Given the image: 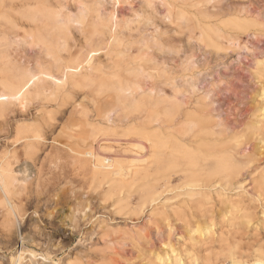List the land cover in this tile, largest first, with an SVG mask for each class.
I'll return each instance as SVG.
<instances>
[{
    "label": "rangeland",
    "instance_id": "obj_1",
    "mask_svg": "<svg viewBox=\"0 0 264 264\" xmlns=\"http://www.w3.org/2000/svg\"><path fill=\"white\" fill-rule=\"evenodd\" d=\"M43 1L50 32L59 27L57 50L30 45L28 0H6L0 41L13 58L61 78L70 60L90 56L99 72L0 117V164L11 161L20 180L14 210L0 192V264H264V0H168L171 21L159 0L152 9L145 0H83L91 30L96 11L125 18L116 41L106 33L88 41L59 21L80 19V0ZM117 83L130 88L126 110ZM149 97V110L176 116L143 127L144 111L130 105ZM27 130L43 131L39 146L23 139ZM83 149L125 175L97 173ZM220 164L228 169L216 173Z\"/></svg>",
    "mask_w": 264,
    "mask_h": 264
},
{
    "label": "bare ground",
    "instance_id": "obj_2",
    "mask_svg": "<svg viewBox=\"0 0 264 264\" xmlns=\"http://www.w3.org/2000/svg\"><path fill=\"white\" fill-rule=\"evenodd\" d=\"M63 1V0H62ZM73 1V0H72ZM79 1V0H78ZM88 1V0H87ZM87 1H83L81 2V0L78 2V4L80 3L81 7H80V19L78 20V17L76 18V16L74 15H70V16H65V17H68L67 19H62V20H59L60 22L63 21V23L65 24L67 20V26L69 25L68 23H74V25H78V27L80 26L81 28V32L83 35H85L86 37V40L90 41V39H92L95 35H105L108 34L110 35V39L109 41H116L117 40V32L122 29V32H123V27L121 25V23H125L126 20L125 18L121 17H116V14L115 13H111L106 19H104L102 16H100L99 12L96 11V14H97V17L94 18L97 20V22H99V24L97 25L96 28H94L93 30H91V25H94L93 23L89 24L88 22L85 23V20H87L86 16L88 15H85L88 11V6H86V3ZM101 1V0H100ZM111 1H114V0H111ZM155 0H145V2L143 3H146L147 6H152L153 3L156 4V2H154ZM162 2L163 4V8L165 9L166 13L164 14V16L166 15V18L168 20H172V17H173V14L170 12L169 10V2L168 0H159ZM174 1V0H173ZM203 1V0H202ZM205 1V0H204ZM209 1V0H208ZM25 2V1H23ZM28 5L26 6V8L28 9V11L26 12V18H27V21L29 23V26H30V30H29V33H28V36L29 39H30V45L32 46H39L43 49H46L47 51H52V49L54 50L55 49V46H56V50H57V44L56 42L53 40V32L55 30H59V27L58 25H56V27L53 28V31L50 32L49 30V26L50 25V22H51V12L49 11V9L46 7L47 5L45 4H48L45 3L43 0H28ZM55 2V1H54ZM71 2V1H70ZM75 2V0L73 1V3ZM77 2V1H76ZM84 2V3H83ZM107 2V1H106ZM196 2V1H195ZM193 2V3H195ZM6 3V0H0V10H2L4 8V5ZM97 3V1H96ZM101 3V2H100ZM99 3V4H100ZM109 3V2H108ZM106 3V4H108ZM24 4V3H23ZM62 4V3H61ZM60 4V5H61ZM68 4V3H67ZM103 4V3H101ZM111 4V2L109 3ZM141 4V2H140ZM145 4V5H146ZM154 4V5H155ZM173 4V2H172ZM14 5V4H13ZM18 5V4H17ZM16 5V6H17ZM90 5V4H89ZM180 5V4H179ZM194 5V4H192ZM191 5V6H192ZM55 6V5H54ZM74 6V5H73ZM78 6V5H77ZM98 6V5H97ZM106 6V5H105ZM139 6V5H138ZM143 6V5H141ZM158 6V5H156ZM183 6V5H182ZM59 7V6H58ZM66 7V6H65ZM146 7V6H145ZM155 7V6H154ZM202 7V6H201ZM57 8V6H56ZM78 8V7H77ZM143 8V7H141ZM147 8V9H149ZM156 9L158 7H155ZM203 8V7H202ZM54 9V8H53ZM67 9V8H66ZM92 9V8H91ZM104 9V8H103ZM139 9V8H138ZM152 9V8H150ZM154 9V8H153ZM154 9V10H156ZM78 10V11H79ZM94 10V9H93ZM92 10V11H93ZM102 10V9H101ZM107 10V9H106ZM105 10V11H106ZM158 10V9H157ZM156 10V12H157ZM183 10V9H182ZM256 10V9H255ZM64 11V10H63ZM70 11V10H69ZM74 11V10H72ZM91 11V10H90ZM104 11V14L106 13ZM111 11V10H110ZM136 11V10H135ZM138 11V10H137ZM140 11V10H139ZM153 12V10H151ZM164 11V10H163ZM187 11V9H186ZM76 12V10H75ZM115 12V10L113 11ZM176 12V11H175ZM74 13V12H73ZM143 13V12H142ZM150 13V12H149ZM155 13V11L153 12ZM158 14H160V12H157ZM187 13V12H186ZM189 13V12H188ZM103 14V15H104ZM62 15H64V13L62 12ZM76 15V14H75ZM78 15V14H77ZM119 15V14H118ZM149 14L147 13V17ZM56 16V15H55ZM125 16V15H124ZM152 16V15H151ZM185 14L184 15H181V19L182 20H186L184 18ZM3 17V16H1ZM5 17V16H4ZM3 17V18H4ZM89 17V16H88ZM131 17V15H130ZM133 17V16H132ZM62 17H60L59 19H61ZM64 18V17H63ZM92 18V17H91ZM122 19L123 22H118L119 19ZM127 18V17H126ZM189 18V17H188ZM257 18V17H256ZM7 19V18H5ZM4 19V20H5ZM90 19V18H88ZM93 19V20H94ZM118 19V20H117ZM135 19V18H134ZM132 19V20H134ZM139 19V18H138ZM143 19V18H142ZM151 19V18H150ZM149 19V20H150ZM180 19V18H179ZM8 20V19H7ZM92 20V22H93ZM125 20V21H124ZM137 20V19H136ZM165 20V18H164ZM58 21V22H59ZM130 21V20H129ZM141 21V20H140ZM152 21V20H151ZM157 21V20H156ZM181 21V20H180ZM133 22V21H132ZM150 22V21H149ZM186 22V21H184ZM200 22V21H199ZM198 22V23H199ZM11 23V22H10ZM88 23V24H87ZM179 23V22H178ZM187 23V22H186ZM192 23V22H191ZM27 24V23H26ZM130 24V23H129ZM128 24V26H129ZM165 24V23H164ZM168 24V23H167ZM173 24V23H171ZM25 25V24H24ZM75 25V26H76ZM212 25V24H211ZM178 26V25H177ZM213 26V25H212ZM18 27V26H17ZM132 27V26H131ZM166 27V26H165ZM180 27V26H179ZM186 27V26H185ZM20 28V27H19ZM68 28H70V26H68ZM71 28H73L71 26ZM77 28V26H76ZM75 28V30H77ZM188 28V27H187ZM191 28V27H190ZM212 29L215 28L214 27H211ZM125 30V29H124ZM129 30V29H128ZM127 31V30H126ZM126 31H124L125 33L124 34H127ZM130 31V30H129ZM128 31V33H129ZM195 32V31H194ZM65 33V32H64ZM70 33V32H69ZM69 33L67 35H65V38H67L69 36ZM72 33V32H71ZM25 34V33H24ZM81 34V35H82ZM181 34V32H180ZM183 34V33H182ZM181 34V35H182ZM257 34V32H256ZM255 34V35H256ZM73 35V34H72ZM194 35V33H193ZM208 35V34H207ZM205 35V36H207ZM213 35V34H212ZM76 36V35H75ZM119 36V35H118ZM127 36V35H126ZM210 36V35H209ZM258 36V35H257ZM106 37V36H105ZM120 37V36H119ZM197 37V36H195ZM69 38H71L69 36ZM75 38V37H74ZM108 38V37H106ZM125 38V37H124ZM123 38V39H124ZM213 38V37H212ZM256 38V37H255ZM127 39V38H126ZM130 39V38H129ZM25 40V39H24ZM28 40V39H27ZM61 40V39H60ZM60 40H59V45L62 44L60 43ZM6 41V40H5ZM67 41V39H66ZM96 41V40H95ZM94 41V42H95ZM107 41V40H106ZM123 41V40H122ZM129 41V40H128ZM3 41H0V117L1 116H5L6 114V111L8 110V106L10 104H17L19 106H22V107H25L28 103V101L30 99H36L38 100L37 98H41V97H44V96H47V94H49L50 96H56L58 95V93H60L63 89H65L66 85L67 84H70V86L74 89V88H77V87H82V86H85L86 83H88L90 81V78L91 76H94L92 75L93 73H96V72H99V69L97 68H94L93 67V64H92V57L90 56H87V58L83 61L81 59V57H79L77 60H70V63L71 66H66L64 67V71H62V75H61V78H59L57 75L56 76H53L49 70L46 68H44L43 66H41L42 64H40V67L38 70H30L27 66H25L26 64L22 65L20 64L16 59L13 58L10 50H9V46L7 47V44H4L2 43ZM29 42V40H28ZM64 43V42H63ZM69 43V41H68ZM83 43V42H82ZM85 43V42H84ZM127 43V42H125ZM87 44V43H86ZM90 44V42H89ZM103 44V43H102ZM124 44V43H123ZM191 44V43H190ZM84 45V44H83ZM127 45V44H126ZM129 45V44H128ZM89 45L85 46L88 48ZM94 46V45H93ZM105 46V45H104ZM109 46V44H108ZM122 46V44H121ZM59 47V46H58ZM65 47V46H64ZM63 47V48H64ZM110 47V46H109ZM117 47V46H116ZM240 47V46H239ZM35 48V47H34ZM60 48V47H59ZM62 48V47H61ZM61 49V50H64V49ZM73 48V47H72ZM112 48V47H111ZM120 48V47H119ZM187 48V47H186ZM41 49V50H43ZM90 49V48H89ZM105 49V48H103ZM150 49V48H149ZM59 50V49H58ZM60 50V52H62ZM84 50V49H83ZM148 50V49H147ZM156 50V49H155ZM14 51V50H13ZM55 51V50H54ZM70 51V50H69ZM68 51V52H69ZM158 51V50H157ZM85 52V51H84ZM89 52V51H88ZM92 52V51H91ZM98 52V51H97ZM58 53V52H57ZM57 56H60L62 54H57ZM64 53L66 54V52L64 51ZM63 53V54H64ZM78 53V52H77ZM95 53V52H94ZM82 54V53H81ZM86 54V53H85ZM100 54V53H99ZM119 54V53H118ZM140 54V53H139ZM160 54V52H159ZM46 55V54H45ZM80 55V54H79ZM83 55V54H82ZM90 55V54H89ZM156 55V54H155ZM193 55V54H192ZM191 55V56H192ZM259 55V54H258ZM54 56V54H53ZM68 56V55H67ZM94 56V54H93ZM90 57V58H89ZM97 57V55H96ZM99 57V56H98ZM101 57V56H100ZM99 57V60L101 61V58ZM118 57V56H117ZM141 57L143 58V56L141 55ZM153 57V56H152ZM155 57V56H154ZM195 57V56H194ZM68 58V57H65V59ZM96 59V58H95ZM114 59V57H113ZM116 59V58H115ZM114 59V60H115ZM124 59V58H123ZM127 59V58H125ZM124 59V61H125ZM145 59V58H143ZM141 59V60H143ZM105 60V59H104ZM110 60V59H109ZM121 60V59H120ZM46 61V60H45ZM103 61V60H102ZM101 61V62H102ZM116 61L118 62V60L116 59ZM134 61V60H133ZM145 61V60H144ZM149 61V60H148ZM171 61V60H170ZM173 61V60H172ZM189 61V60H188ZM23 62V61H22ZM54 62V61H53ZM108 63V60L105 61ZM112 62V61H111ZM115 63V64H119V63ZM121 62V61H120ZM123 62V60H122ZM121 62V63H122ZM137 62V61H136ZM158 62V61H157ZM163 62V61H162ZM39 63V62H38ZM66 63V62H65ZM125 63V62H124ZM127 63V62H126ZM148 63V62H147ZM258 63V62H257ZM44 64V63H43ZM48 64V63H47ZM55 64V63H54ZM61 64V63H60ZM101 64V63H100ZM145 64V62L143 63ZM112 65V64H111ZM131 65V64H130ZM58 66H61V65H58ZM140 66V64H139ZM38 67V65H37ZM36 67V68H37ZM55 67V65H54ZM125 67V66H123ZM143 67V66H141ZM156 67V66H155ZM194 67V66H193ZM56 68V67H55ZM57 69V68H56ZM116 69V68H115ZM127 69V68H126ZM156 69V68H155ZM137 70V69H136ZM139 70V69H138ZM141 70V69H140ZM143 70V69H142ZM157 70V69H156ZM58 71V70H57ZM128 71V70H127ZM261 71V70H260ZM145 72V71H144ZM55 73V71H54ZM99 74V73H98ZM143 75V74H142ZM148 75V74H147ZM184 75V74H183ZM260 75V74H259ZM102 77V76H101ZM121 77V75H120ZM154 77V76H153ZM98 78V77H97ZM124 78V77H123ZM99 79V78H98ZM102 79V78H101ZM100 79V80H101ZM108 79V78H107ZM112 79V78H110ZM109 79V80H110ZM103 80V79H102ZM125 80V79H124ZM171 81V80H170ZM122 82V81H121ZM49 84H52L53 85V89H50L49 88ZM92 84V83H91ZM135 86V85H134ZM140 86V85H139ZM136 87V86H135ZM70 89V87H68ZM67 89V91L69 90ZM105 89V88H104ZM180 89V88H179ZM66 90V89H65ZM75 90V89H74ZM130 88L129 87H124L123 84L121 83H117L116 86H113L112 88V92L115 93L118 97V103L120 106H123L125 107V110H126V103L124 100H122V96L127 92L129 91ZM133 90V89H132ZM71 91V90H70ZM70 91L68 93H70ZM77 91V90H76ZM66 92V91H64ZM73 92V91H72ZM75 92V91H74ZM146 92V91H145ZM152 92V91H151ZM158 92V91H157ZM63 93V92H61ZM60 93V94H61ZM99 93V91H98ZM72 94V93H71ZM111 94V93H110ZM129 94V93H128ZM148 94V93H147ZM156 94V92H155ZM161 95V93H160ZM60 96V95H59ZM58 96V97H59ZM167 96V95H166ZM182 96V95H181ZM82 97V96H81ZM264 97V96H263ZM56 98V97H54ZM65 99V97H63ZM112 99V98H111ZM35 100V101H36ZM43 100V99H42ZM57 100V98H56ZM59 100V99H58ZM151 97H149L148 99H143V100H140V101H133L130 105V107L132 108H135V109H140L142 111H144L145 113V117H144V120L141 121V124L143 127H146V126H152V124L154 123H160L161 125V121L162 119H166V120H172L175 116H176V113L173 112V113H167L166 115H164V118L161 117V115H158V113H156L154 110L151 111L149 110V104H150V101H151ZM31 102V101H30ZM29 102V103H30ZM41 102V101H39ZM49 103V102H48ZM184 104V103H183ZM42 105V104H41ZM110 105V104H109ZM185 105V104H184ZM40 106V105H39ZM178 106V105H177ZM180 106V105H179ZM14 106H12V109H13ZM157 107V106H156ZM15 108V107H14ZM43 108V107H42ZM158 108V107H157ZM180 108V107H178ZM263 108V107H262ZM22 109V108H20ZM24 109V108H23ZM134 110V109H132ZM15 111V110H14ZM20 111V110H18ZM17 111V112H18ZM23 111V110H22ZM109 111V110H108ZM139 110H137L136 112H138ZM133 112V111H132ZM112 113V112H111ZM111 113H108V114H111ZM9 114V113H7ZM45 114V113H44ZM102 114V113H101ZM105 114V113H104ZM140 114H142V112H140ZM179 114V113H178ZM103 115V114H102ZM133 115V114H131ZM7 116V115H6ZM4 117V118H7V117ZM131 117V116H130ZM136 117V116H135ZM104 119V118H103ZM111 119V118H110ZM176 119V118H175ZM107 120V118H106ZM126 120V119H125ZM141 120V119H140ZM195 121V120H194ZM107 122H109L107 120ZM134 122V121H133ZM170 122V121H169ZM192 122V121H191ZM52 123V122H50ZM168 123V122H167ZM5 124V123H4ZM138 124V123H137ZM164 124V123H163ZM138 126V125H137ZM162 126V125H161ZM49 127V126H48ZM155 127V126H154ZM36 128V127H35ZM153 128V126L151 127ZM38 129V128H36ZM133 129V128H132ZM150 129V128H149ZM162 129V128H161ZM190 129V128H189ZM193 129V128H192ZM22 130V129H21ZM29 130V129H28ZM27 130V132H28ZM31 131V130H30ZM29 131V132H30ZM36 131V130H35ZM142 131V130H141ZM157 131V130H156ZM26 132V133H27ZM28 132V133H29ZM32 132V136L31 134H29V136L27 137H23V139H26V140H32V146L33 147H37L40 145L41 143V135L39 133H42V132H34V131H31ZM145 132V131H144ZM147 132L148 129H147ZM208 132V131H207ZM24 133V134H26ZM138 133V131H137ZM197 134V133H196ZM207 134V133H206ZM43 135V134H42ZM170 135V134H169ZM210 135V134H209ZM44 137V136H43ZM184 137V136H183ZM186 138V137H185ZM45 140V137L42 138ZM205 140V139H204ZM18 142V141H17ZM21 142H22V139H21ZM29 142V141H28ZM142 142V141H141ZM170 142V141H169ZM20 143V142H19ZM23 144V143H22ZM154 144V143H153ZM21 145V144H20ZM30 145L29 144H26L25 145V149H27ZM188 147V146H187ZM31 148V147H30ZM40 148V147H39ZM17 149V148H16ZM85 150V151H84ZM30 151V149H29ZM93 151V149H92ZM90 149H83L82 152H80V155L81 156H89L90 158L94 159V163H95V169L97 171V173L99 174H102L104 177H114V176H122V175H125V172H122V169H121V164L119 162H112L111 163V160H104L102 158H99L94 152H92ZM175 151V150H174ZM214 151V150H213ZM31 154H33L34 152H30ZM37 153V151H36ZM8 154V152H7ZM177 156V155H176ZM231 156V155H230ZM7 157V156H6ZM206 157V156H205ZM215 158V157H214ZM11 159V158H10ZM205 159V158H204ZM5 160V159H4ZM125 163V162H124ZM206 164V163H205ZM13 163L11 161H3L1 164H0V192L3 194V196L5 197V199L7 200V203H9L10 207L12 210H14L13 206L11 205V200H12V196L13 194L17 191L18 189V183L20 182V180L17 178L16 176V169L14 170L13 168ZM94 165V164H93ZM215 165V164H214ZM133 167V166H132ZM127 168V167H126ZM228 169V165L226 164H220L218 165V168L216 169V173L218 172H221V171H226ZM22 170V169H21ZM124 170V168H123ZM20 171V170H19ZM20 173V172H19ZM18 175V174H17ZM20 175V174H19ZM215 176V175H214ZM232 177V176H231ZM200 182V181H199ZM198 183V182H196ZM199 185V183L197 184ZM4 199V200H5ZM5 200V201H6ZM176 255V254H175ZM180 255V254H179ZM22 256V253L20 254L19 256V261L22 259L21 258ZM168 257V256H167ZM180 258V257H179ZM159 259V258H158ZM18 260V259H17ZM16 260V261H17ZM181 260V258H180ZM261 260V259H260ZM258 260V261H260ZM24 261V260H23ZM182 261V260H181ZM18 262V261H17ZM16 262V263H17ZM256 262V261H255ZM262 262V261H261ZM15 263V264H16ZM164 263V262H163ZM168 263V262H167ZM170 263V261H169ZM174 263V262H173ZM180 263V262H179ZM182 263V262H181ZM257 263V262H256ZM255 263V264H256Z\"/></svg>",
    "mask_w": 264,
    "mask_h": 264
}]
</instances>
